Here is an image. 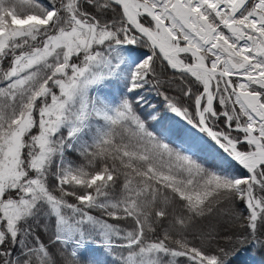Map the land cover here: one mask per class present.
Wrapping results in <instances>:
<instances>
[{"label":"snow or ice","instance_id":"1","mask_svg":"<svg viewBox=\"0 0 264 264\" xmlns=\"http://www.w3.org/2000/svg\"><path fill=\"white\" fill-rule=\"evenodd\" d=\"M25 3L0 0V264H102L90 243L127 251L114 264H227L264 247V0ZM123 45L148 52L113 106ZM216 213L225 246L215 225L188 239Z\"/></svg>","mask_w":264,"mask_h":264},{"label":"trees","instance_id":"2","mask_svg":"<svg viewBox=\"0 0 264 264\" xmlns=\"http://www.w3.org/2000/svg\"><path fill=\"white\" fill-rule=\"evenodd\" d=\"M42 4H47L48 0H40ZM6 6L15 7L17 12L21 15L29 12V7L25 3V0H5ZM10 19V18H9ZM125 49L124 56L125 60L120 64L119 70L117 74L114 76L111 81V85L103 90V95L106 96L107 100L113 105H117L119 103L120 96L126 94L125 87V79L124 77L135 68L136 65L142 63L145 58L148 50L146 48L135 45L134 48L131 46H123ZM127 49H132L133 52L129 53ZM133 56L135 59L133 60ZM157 71L160 74V79L162 81H167L173 76V72L169 70L165 63L161 60H157L156 62ZM144 95L149 96L152 103L157 104V107H162V103L160 102V97L156 96L152 92H144ZM170 94H175L173 90H170ZM144 115L147 114L150 109H144ZM100 122V121H98ZM149 126H151L154 122L149 120ZM93 127L86 132L83 136V139L88 140L89 143L92 142L93 135ZM207 139V137H205ZM211 159V157H208ZM67 160L71 162L73 166H85V170H90L87 167V160H85L82 156H80L77 152H68ZM218 162V161H216ZM209 167L213 166L212 164H208ZM228 171L233 175L240 174L243 170L236 166L235 168H228ZM209 225H215L217 232L219 233L217 237V241L221 247L225 246V241L222 237L225 233L232 230L231 224L228 222L227 217L223 213H216L212 215H206V217H198L193 221V226L190 229V234L188 236L189 240H194V237L198 236L201 230H206ZM195 242V241H194ZM213 247H216V242H213ZM86 256L85 259L100 261L102 264H114L113 259L117 258L118 255H122L123 257L127 256V251H123L120 249L116 250V253L113 256L107 254L105 249L101 246H98L95 243H90L86 246ZM227 264H264V247H257L253 244H247L241 247L234 256H232Z\"/></svg>","mask_w":264,"mask_h":264},{"label":"rangeland","instance_id":"3","mask_svg":"<svg viewBox=\"0 0 264 264\" xmlns=\"http://www.w3.org/2000/svg\"><path fill=\"white\" fill-rule=\"evenodd\" d=\"M133 70H131V71H133ZM90 124H91V127H93V129H94L93 135L95 136V134H96V128L98 126H101L103 124V121L98 122L97 120L93 119L92 121H90ZM91 138H93V137H91Z\"/></svg>","mask_w":264,"mask_h":264},{"label":"bare ground","instance_id":"4","mask_svg":"<svg viewBox=\"0 0 264 264\" xmlns=\"http://www.w3.org/2000/svg\"><path fill=\"white\" fill-rule=\"evenodd\" d=\"M123 46H131V47L134 48L135 45H123ZM123 46H122V47H123ZM164 63H165V62H164ZM165 65H166V64H165ZM168 69L171 70L170 68H168ZM171 71H172V70H171Z\"/></svg>","mask_w":264,"mask_h":264}]
</instances>
